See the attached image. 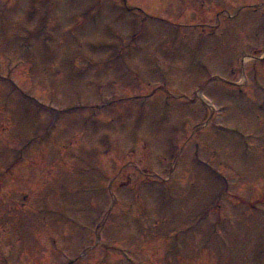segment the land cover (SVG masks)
Here are the masks:
<instances>
[{
    "label": "rangeland",
    "instance_id": "374dc122",
    "mask_svg": "<svg viewBox=\"0 0 264 264\" xmlns=\"http://www.w3.org/2000/svg\"><path fill=\"white\" fill-rule=\"evenodd\" d=\"M0 264H264V0H0Z\"/></svg>",
    "mask_w": 264,
    "mask_h": 264
}]
</instances>
